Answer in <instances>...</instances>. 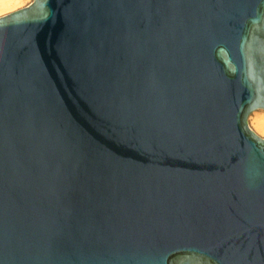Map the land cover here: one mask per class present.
<instances>
[{"label": "water", "instance_id": "obj_1", "mask_svg": "<svg viewBox=\"0 0 264 264\" xmlns=\"http://www.w3.org/2000/svg\"><path fill=\"white\" fill-rule=\"evenodd\" d=\"M0 264H264V0H0Z\"/></svg>", "mask_w": 264, "mask_h": 264}]
</instances>
